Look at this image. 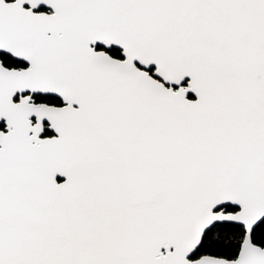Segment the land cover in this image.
<instances>
[{"label":"snow or ice","instance_id":"1","mask_svg":"<svg viewBox=\"0 0 264 264\" xmlns=\"http://www.w3.org/2000/svg\"><path fill=\"white\" fill-rule=\"evenodd\" d=\"M0 264H264V0H0Z\"/></svg>","mask_w":264,"mask_h":264}]
</instances>
